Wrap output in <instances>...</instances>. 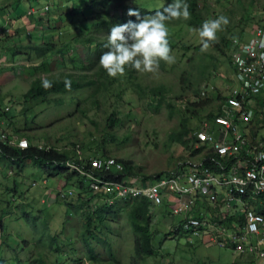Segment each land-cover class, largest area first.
<instances>
[{
    "label": "rangeland",
    "instance_id": "374dc122",
    "mask_svg": "<svg viewBox=\"0 0 264 264\" xmlns=\"http://www.w3.org/2000/svg\"><path fill=\"white\" fill-rule=\"evenodd\" d=\"M167 1L130 0L126 7L134 4L154 10ZM198 1L205 20L220 15L228 18V24L222 25L216 33L214 41L218 49L209 45L201 51L197 32L185 23L167 26L171 62L159 61L152 72L126 66L122 75H106L109 84L103 91L88 86L49 96L47 101L26 103L23 95L37 77L65 78L81 74L87 77L85 81L94 79L96 69L93 72L84 69L94 47L88 51L80 44L65 45L69 35L75 33L69 21L78 24L81 17L76 11L85 3L62 0L53 7L44 5L43 10L47 11L45 7L49 10L41 12L42 22L38 23L40 20L32 19L37 16L26 14L34 3L0 0V140L10 141L11 146L19 143L23 147L31 144L53 148L73 158L79 152L84 158L101 154L112 156L131 164L135 169L133 176L142 178L174 173L178 165L192 163L193 159L206 155L207 147L197 142L181 144L177 141L180 124L185 119L195 132L206 121L208 111L215 107L208 103L203 108L194 106L206 99L201 93L214 86L215 93L225 95L235 84L224 43L264 22V0ZM42 2L38 0V5ZM60 16L63 22L56 20ZM45 43L59 47L62 52L58 57L46 59L48 70L42 72L37 69L41 59L35 47ZM93 59L91 56L90 62L93 63ZM191 59L196 67L190 68ZM190 70L191 81L204 78L197 96H193L185 80ZM157 88H162V93ZM47 173V168L32 162H25L20 171L17 164L0 159V208L10 202L14 209L3 222L14 241H37L39 237L45 241L50 236L58 237L59 241L51 243L57 244L60 252H49L47 264H75L85 256L81 251V235L87 231L83 215L86 207L76 209L78 190L74 182H67L65 173L51 177ZM61 190H71L73 195L61 200L57 196ZM127 208L126 204H118L115 210L93 218L97 241L110 243L116 261L97 264H264L263 257L238 255L183 233L173 235L180 216L173 217L162 208L151 209L149 230L153 235L154 256L134 260V234L123 216ZM25 213L29 216L25 217ZM17 217L20 219L15 220ZM94 246L101 257L106 258L103 245L99 242ZM30 251L35 257L31 244L21 257L28 258ZM11 256L9 251L7 257Z\"/></svg>",
    "mask_w": 264,
    "mask_h": 264
},
{
    "label": "built area",
    "instance_id": "2783aa9c",
    "mask_svg": "<svg viewBox=\"0 0 264 264\" xmlns=\"http://www.w3.org/2000/svg\"><path fill=\"white\" fill-rule=\"evenodd\" d=\"M53 1L43 6L52 7ZM34 12L31 8L27 15ZM229 40L235 84L225 95L215 93L214 86L201 93L215 105L210 122L194 132L195 141L207 147L206 155L178 165L174 173L147 179L126 175L112 156L84 158L79 152L78 163L66 167L84 178L94 203L145 200L151 209L180 216L185 235L238 255L255 249L253 255L264 258V22ZM72 195L71 190L57 193L61 200Z\"/></svg>",
    "mask_w": 264,
    "mask_h": 264
},
{
    "label": "trees",
    "instance_id": "16d2710c",
    "mask_svg": "<svg viewBox=\"0 0 264 264\" xmlns=\"http://www.w3.org/2000/svg\"><path fill=\"white\" fill-rule=\"evenodd\" d=\"M29 1L34 3L35 6V13H33L31 17L37 16L32 19L40 20L41 18L39 17L41 16V11L39 6L41 4L38 5V0ZM129 1L130 0H82V4H85L82 8L77 9L76 11L77 15L81 17V20L78 21L77 25L75 21H69V24L74 26L73 29L75 30V33L72 32L69 35V39L65 43V45L74 46L80 44L84 46L88 51L90 50V48L94 47V49L92 50L93 54L89 53L87 58L88 63L84 65L85 70L93 72V69H96L95 73L93 72L94 79L85 81L87 77L81 74L77 76L68 75L65 78L37 77L30 82L28 90L23 95V101L26 103L35 101H47L49 96L74 92L88 86H96L101 91L105 90V88L109 84V82L106 81L107 74L98 65L97 61L100 54L103 51H106L103 45L106 43V35L108 34L111 26L114 24H122L129 19H135L134 17H129L126 15L129 8H138L141 14L145 15L151 14L152 12L157 10H161L163 6L171 2V0H168L159 9L147 10L141 7H126V4ZM71 2L72 4H75L77 0H71ZM186 3L188 4L189 11L188 19L170 20L166 22L167 26H175L179 23H185L187 26L192 27L193 29H197L200 27L202 22L205 21L204 13L198 0H186ZM41 7H43V5H41ZM61 19L62 16L58 17V19L56 20ZM63 21L64 20L62 19L61 22ZM41 22L42 20H40L38 23ZM56 22L57 21H55L54 23ZM246 33L247 32H245L244 34ZM241 36L243 35H239L237 37L240 38ZM229 41L230 40L227 39L224 43L226 56L228 55L227 51L230 48ZM209 45L214 46V48L218 49V44H216L214 40L210 41ZM35 50L36 54L41 59L40 66L37 69L41 70L42 72L48 70V68L46 67V59L48 60L52 56L58 57V54L62 52L59 47H55L51 43H45L40 47H35ZM91 56L94 57L93 63L90 62ZM190 63V68L196 67L193 59L190 60ZM190 72L191 70L185 76V80L190 84V87L194 92L193 96H197L199 93V86L202 81L201 79L204 78L200 77L201 79L198 81H191L189 79ZM202 75L203 72H201V76ZM45 79L52 82V86L50 88L45 89L41 86V82ZM65 81H70V86H66ZM157 90L159 93H162L163 89L157 88ZM210 102V98H206L200 101V103H195L194 106L203 108L206 103L210 104ZM210 111L211 110L208 111V114L204 119L209 122L213 117V114ZM199 128L200 127L195 129V131H199ZM176 136L177 141L181 144L196 142L194 131L189 128V125L185 119L181 122L180 131ZM8 142L0 140L1 160L17 164L20 171L21 168H23V164L25 162H32L39 167L47 168V175L49 177L60 175L63 172L65 173V179L67 180V182L75 183V188H77L78 190L76 196L78 206L76 209L81 210L86 207L85 213H83V215L85 216L87 226V231H84V234L81 235V239L83 240L81 241V251H84L85 256L83 259H78L75 264H86L85 261H88L92 264L109 261L112 263H116L114 258L115 253L112 254L113 249L110 243L108 241H97L98 237L96 236L95 231L92 227V220L94 217H100L102 213H107L115 210L118 204L128 205V208L124 209L123 216L134 234V241H132L133 259L142 261L147 257L154 256L155 249L152 245L153 235L149 230V226L151 223V207L148 202H146L145 200H132L128 201L127 203H120V201H116L112 206H108L103 202L94 203V197L91 194V191L89 190V187L84 178L76 172H69L66 167V163H78L76 159L77 156L74 158L69 157L67 154L60 153L56 149L40 148L32 146L31 144H29L25 148H20L19 145H15V142V146H11L10 141ZM106 156L107 155L101 154L100 157ZM117 160L124 166V172L126 173V175L133 176V173L135 172L134 167H132L131 164L122 159L117 158ZM90 203H92V205H90ZM13 210L14 209L11 206L10 202L6 203L5 208H0V264H47L49 252H60L57 244L51 243V241H59L58 237L50 236L49 239L47 237L45 241L40 237L37 241H27L25 239H20L19 241L11 240L10 234L6 231V225L3 221L5 218L9 217L12 214ZM28 216V213H25V217ZM18 219H20V217H17L15 220ZM178 233H182L180 231V221L178 222V225H175L173 230V235H176ZM5 238L9 239V241H6ZM99 242L103 245V247H101L107 252L106 258H102L94 246V244H99ZM30 244L33 248H35V257H32V251L29 252L28 258L27 256L25 258L21 257L22 254L26 253V249ZM9 251H11L12 253V256L10 258L7 257V253Z\"/></svg>",
    "mask_w": 264,
    "mask_h": 264
},
{
    "label": "clouds",
    "instance_id": "9594fccd",
    "mask_svg": "<svg viewBox=\"0 0 264 264\" xmlns=\"http://www.w3.org/2000/svg\"><path fill=\"white\" fill-rule=\"evenodd\" d=\"M45 1L47 0H43L40 4L43 5ZM60 1L62 0L53 1L52 7ZM34 7L30 6L28 10L31 8L35 10ZM126 15L135 19L112 25L106 35V43L103 45L106 51L100 54L97 61L105 73L109 77H116L124 73L126 66L140 72H152L158 67L159 61L171 62L173 57L169 54L166 22L188 19L186 0H171L161 10L145 15H142L138 8H129ZM227 24L228 18L224 15L203 21L200 27L195 29L199 37L200 50H206L209 42L216 39L217 31L222 25ZM70 83L65 81L66 86H70ZM41 86L45 89L50 88L52 82L45 79L41 82Z\"/></svg>",
    "mask_w": 264,
    "mask_h": 264
},
{
    "label": "bare ground",
    "instance_id": "6f19581e",
    "mask_svg": "<svg viewBox=\"0 0 264 264\" xmlns=\"http://www.w3.org/2000/svg\"><path fill=\"white\" fill-rule=\"evenodd\" d=\"M205 153H207L206 150H205ZM201 154H202V153H201ZM255 252H256V250L253 249L252 252H251L250 254L253 255V254H255ZM263 253H264V252H263Z\"/></svg>",
    "mask_w": 264,
    "mask_h": 264
},
{
    "label": "crops",
    "instance_id": "0c3cea01",
    "mask_svg": "<svg viewBox=\"0 0 264 264\" xmlns=\"http://www.w3.org/2000/svg\"><path fill=\"white\" fill-rule=\"evenodd\" d=\"M3 20V19H2Z\"/></svg>",
    "mask_w": 264,
    "mask_h": 264
}]
</instances>
